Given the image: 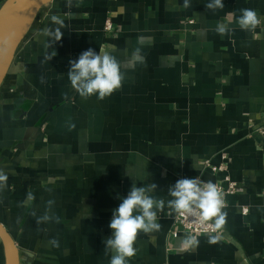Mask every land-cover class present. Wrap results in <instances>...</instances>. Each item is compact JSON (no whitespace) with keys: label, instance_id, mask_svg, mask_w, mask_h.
I'll return each instance as SVG.
<instances>
[{"label":"crops","instance_id":"0c3cea01","mask_svg":"<svg viewBox=\"0 0 264 264\" xmlns=\"http://www.w3.org/2000/svg\"><path fill=\"white\" fill-rule=\"evenodd\" d=\"M208 2L53 0L42 9L0 88V220L21 264H110L109 223L133 184H155L150 194L165 207L129 264H264V0H223L215 11ZM244 8L261 19L253 30L238 25ZM58 27L61 40L47 47L42 30ZM89 48L115 56L124 74L103 100L81 98L67 77ZM223 153L237 182L225 223L197 239L172 236L169 188L220 180L204 162ZM50 200L59 222L37 224Z\"/></svg>","mask_w":264,"mask_h":264},{"label":"clouds","instance_id":"9594fccd","mask_svg":"<svg viewBox=\"0 0 264 264\" xmlns=\"http://www.w3.org/2000/svg\"><path fill=\"white\" fill-rule=\"evenodd\" d=\"M71 3V0H69ZM184 6L189 7V0H184ZM207 9L215 11L217 8H224L223 0H209L205 5ZM52 22L63 25V21L57 16L51 17ZM256 10L251 8L241 9L238 25L242 30L248 31L260 25ZM218 32L223 35L225 27H218ZM42 34L50 37L47 47L61 40V28L54 31L48 28L42 30ZM56 55L55 51L46 54L47 61ZM70 70L67 73L71 87L83 99L96 96L99 100L111 96L122 87L124 74L121 64L117 58L109 53H97L91 48L83 51L78 59L70 61ZM74 127V125H72ZM6 177L0 175V180ZM156 185L137 187L133 184L127 196L113 210L109 227L112 230L110 237L106 238L105 251H111L110 264H129V260L137 254L134 246L138 235L158 231L161 225L157 222L158 212H162L165 201L152 196ZM168 195L172 199L167 201V207L173 212L198 217L201 221H214L217 228L225 223L226 214L222 212L224 207L221 193L216 184L211 181L203 182L199 178H181L169 188ZM29 194V199H32ZM48 208L44 215L37 218V224L47 223L59 217H52L48 213L54 201H48ZM53 247L59 246L57 239L50 240Z\"/></svg>","mask_w":264,"mask_h":264},{"label":"water","instance_id":"95a60500","mask_svg":"<svg viewBox=\"0 0 264 264\" xmlns=\"http://www.w3.org/2000/svg\"><path fill=\"white\" fill-rule=\"evenodd\" d=\"M53 0H6L0 7V88L19 47L33 30L40 11ZM0 242L4 264H21L20 247L0 220Z\"/></svg>","mask_w":264,"mask_h":264},{"label":"built area","instance_id":"2783aa9c","mask_svg":"<svg viewBox=\"0 0 264 264\" xmlns=\"http://www.w3.org/2000/svg\"><path fill=\"white\" fill-rule=\"evenodd\" d=\"M112 21L111 19H107L106 21V29L111 30ZM264 133V129L262 131ZM227 155L225 153L222 154L221 160L218 163L212 162L211 159H206L204 162V166L206 168H210L215 173L220 172L223 173L220 180L213 182L217 185L221 198L224 203V207L222 208V212L224 208L227 206V196L231 194H235L237 192V182L232 179L230 174L228 173V165H227ZM199 178L203 182H208L203 180L201 177ZM243 213H248V208L243 207ZM174 222L179 226L177 229L171 232L172 236L178 235L179 231H184L190 234L192 239H197V237L201 234H214L218 233L220 227L217 228L214 224V221L204 222L201 221L198 217H190L188 215L176 214L174 216Z\"/></svg>","mask_w":264,"mask_h":264},{"label":"trees","instance_id":"16d2710c","mask_svg":"<svg viewBox=\"0 0 264 264\" xmlns=\"http://www.w3.org/2000/svg\"><path fill=\"white\" fill-rule=\"evenodd\" d=\"M44 7H45V6H44ZM44 7H43V8H44ZM43 8H42V9H43ZM41 11H42V10H41ZM41 11H40V13H39L38 18H39L40 15H41ZM37 21H38V20H37ZM37 21H36V23H37ZM36 23H35V24H36ZM0 251H1V252H0V255H1V262H2V264H4V253H3V248H2V244H1V242H0Z\"/></svg>","mask_w":264,"mask_h":264},{"label":"rangeland","instance_id":"374dc122","mask_svg":"<svg viewBox=\"0 0 264 264\" xmlns=\"http://www.w3.org/2000/svg\"><path fill=\"white\" fill-rule=\"evenodd\" d=\"M31 33H32V31H31ZM31 33H30V34H31ZM28 37H29V36H28Z\"/></svg>","mask_w":264,"mask_h":264}]
</instances>
